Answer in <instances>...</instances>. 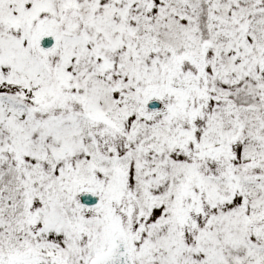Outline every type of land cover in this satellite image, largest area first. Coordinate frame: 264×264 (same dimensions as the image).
Returning <instances> with one entry per match:
<instances>
[{
  "label": "snow or ice",
  "instance_id": "snow-or-ice-1",
  "mask_svg": "<svg viewBox=\"0 0 264 264\" xmlns=\"http://www.w3.org/2000/svg\"><path fill=\"white\" fill-rule=\"evenodd\" d=\"M0 264H264V0H0Z\"/></svg>",
  "mask_w": 264,
  "mask_h": 264
}]
</instances>
